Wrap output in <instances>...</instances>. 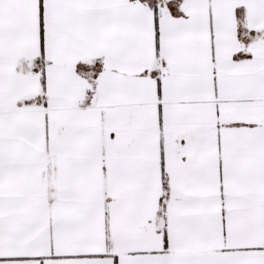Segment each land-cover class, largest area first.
<instances>
[{
    "label": "snow or ice",
    "instance_id": "snow-or-ice-1",
    "mask_svg": "<svg viewBox=\"0 0 264 264\" xmlns=\"http://www.w3.org/2000/svg\"><path fill=\"white\" fill-rule=\"evenodd\" d=\"M0 264H264V0H0Z\"/></svg>",
    "mask_w": 264,
    "mask_h": 264
}]
</instances>
